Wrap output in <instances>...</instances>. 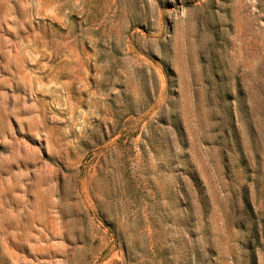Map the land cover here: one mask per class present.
I'll return each mask as SVG.
<instances>
[{"label": "rangeland", "instance_id": "374dc122", "mask_svg": "<svg viewBox=\"0 0 264 264\" xmlns=\"http://www.w3.org/2000/svg\"><path fill=\"white\" fill-rule=\"evenodd\" d=\"M0 264H264V0H0Z\"/></svg>", "mask_w": 264, "mask_h": 264}]
</instances>
